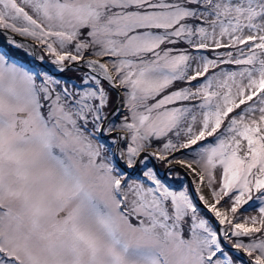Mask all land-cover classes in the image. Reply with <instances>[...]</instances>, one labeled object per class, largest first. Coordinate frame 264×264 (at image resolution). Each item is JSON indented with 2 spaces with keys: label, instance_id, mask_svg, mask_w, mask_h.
<instances>
[{
  "label": "snow or ice",
  "instance_id": "6c2138e0",
  "mask_svg": "<svg viewBox=\"0 0 264 264\" xmlns=\"http://www.w3.org/2000/svg\"><path fill=\"white\" fill-rule=\"evenodd\" d=\"M0 30L44 53L0 46V264H264V0H0Z\"/></svg>",
  "mask_w": 264,
  "mask_h": 264
},
{
  "label": "rangeland",
  "instance_id": "374dc122",
  "mask_svg": "<svg viewBox=\"0 0 264 264\" xmlns=\"http://www.w3.org/2000/svg\"><path fill=\"white\" fill-rule=\"evenodd\" d=\"M18 2H19V0H18ZM4 35H5V30H4ZM5 37H6V40H7V41H8L9 39H11V38H14L17 42L22 43V44H24V45H27V44L30 45V44H34V43H35V42L32 41V39L29 38V37H24V36H22V37H24V38H16L15 36H13V34H12L10 31L7 32V35H5ZM0 46H2V45L0 44ZM22 50L26 53L25 49H22ZM42 53H43V52H42L40 46L37 45L34 54L31 52L30 49L28 50V52H27L26 54H27L28 57L33 58V55H35V56L38 57V56H40V55H43ZM37 60H38V59H37ZM46 60H47V59H46ZM38 62H39L40 64L44 63V62H41V61H39V60H38ZM44 66L47 67L50 71H54V72H56V73H59L58 71H55L54 66L51 65L50 63H46V64H44ZM77 79H78V78H77ZM123 111H124V110L121 109V112H123ZM176 155L179 156L178 153H177ZM152 162H153V160H152ZM156 163H158V161H156ZM158 169H160L159 166H158ZM162 170H166V168H164V169H162ZM184 171H185V170L183 169V172H184ZM219 175H220V170L218 169V170H217V177H218V178H219ZM187 178H188V179H187ZM185 179H187L186 181H188V183H189L188 187H189V188H194V184H193V178H192V176H190V175L185 176ZM178 182H179V181H172V180H169V183L172 185L173 189L175 188L176 190H179L180 187H181V184L178 183ZM185 184H186V183H185ZM178 185H179V186H178ZM186 187H187V185H186ZM244 207L247 208V205H245ZM241 214H242L243 216H248V215H258V212H257L255 209H251V210H249V211H247V212H245L243 209H241V210H240V213H238V215H241ZM245 259H247L246 256H245Z\"/></svg>",
  "mask_w": 264,
  "mask_h": 264
},
{
  "label": "trees",
  "instance_id": "16d2710c",
  "mask_svg": "<svg viewBox=\"0 0 264 264\" xmlns=\"http://www.w3.org/2000/svg\"><path fill=\"white\" fill-rule=\"evenodd\" d=\"M0 41H1V43H3V44H5V45H7V47H9L12 51H14V53L16 54V55H18V56H20V57H22V58H25L26 56H27V54L22 50V49H15V47L14 46H12V45H9L8 44V42H7V40H6V38H5V36L2 34V33H0ZM220 51H224L223 49H221ZM43 55H44V53H42ZM204 54H206V55H209V56H212L213 54L212 53H204ZM27 58L28 59H32V58H30V57H28L27 56ZM46 59H47V57H46ZM36 63H37V61H35ZM222 67H224V68H228V67H235V66H227V65H225V66H222ZM210 71H215V70H210ZM64 77H66V78H69V77H75V78H80V76H81V74H82V72L80 71V70H76V69H69V70H66V71H64L63 73H61ZM56 78H58V77H56ZM58 79H60V78H58ZM202 79V78H201ZM61 81H63V82H65L63 79H60ZM80 80V79H79ZM69 85H71V83L70 82H67ZM195 83V82H194ZM115 92H113V93H111V96H112V103L110 104V106H109V110H111L112 109V107L114 106V104H115V102H116V100H115ZM122 114H124V111L122 112ZM117 122H119V118H117ZM209 139H211V138H209ZM185 152H187V151H189V150H184ZM179 155H180V153H178ZM158 166H159V168H160V170H162V169H164L165 167H164V165H163V163L162 162H159L158 161ZM176 170L177 171H179L180 173H181V175H182V177H183V179L181 180V181H179L178 183H180V184H185V181H186V179H185V176H184V173H183V171H181L180 169H178V168H176ZM166 172H167V170H166ZM165 172V173H166ZM164 173V174H165ZM179 186V185H178ZM175 189V188H174ZM244 240H245V242H247V240H248V238L247 237H245L244 238Z\"/></svg>",
  "mask_w": 264,
  "mask_h": 264
},
{
  "label": "water",
  "instance_id": "95a60500",
  "mask_svg": "<svg viewBox=\"0 0 264 264\" xmlns=\"http://www.w3.org/2000/svg\"><path fill=\"white\" fill-rule=\"evenodd\" d=\"M15 37H17V38H24V37H22V36H19V35H17L16 33H12ZM51 73H53L52 71H50ZM115 106H116V103H115V105H114V107L113 108H115ZM153 165L155 166V168H156V170H157V163H156V160L155 159H153ZM177 167H179V166H177ZM180 168V167H179ZM180 169H182V168H180ZM183 170V169H182ZM158 171V170H157ZM188 179V178H187Z\"/></svg>",
  "mask_w": 264,
  "mask_h": 264
},
{
  "label": "bare ground",
  "instance_id": "6f19581e",
  "mask_svg": "<svg viewBox=\"0 0 264 264\" xmlns=\"http://www.w3.org/2000/svg\"><path fill=\"white\" fill-rule=\"evenodd\" d=\"M28 45V44H27Z\"/></svg>",
  "mask_w": 264,
  "mask_h": 264
}]
</instances>
